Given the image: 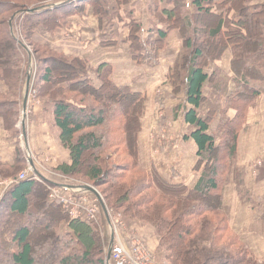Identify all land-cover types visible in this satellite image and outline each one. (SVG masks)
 <instances>
[{
	"label": "trees",
	"instance_id": "16d2710c",
	"mask_svg": "<svg viewBox=\"0 0 264 264\" xmlns=\"http://www.w3.org/2000/svg\"><path fill=\"white\" fill-rule=\"evenodd\" d=\"M132 1L0 0V120L15 147L13 162H0V180L26 165L17 125L23 91L35 67V97L52 107L60 145L70 155V163L57 167L60 174L84 175L97 189L108 186L101 192L106 206L122 211L126 219L152 225L169 264H264L231 229L223 210L226 188L244 185V173L237 166L240 138L250 110L264 95V0H155L151 17L161 27L147 37L141 23L133 18L127 22V43L140 66L158 64L171 32L181 38L167 84L171 95H182V101L165 120H176L182 112L191 128L186 139L196 144L195 169L201 173L192 190L141 163L144 94L117 85L110 64L93 66L34 39L40 27L51 35L71 34L73 19L83 17L89 6L110 27L114 18L131 17H123L121 7ZM41 51L48 56H40ZM229 51L231 77L224 78L220 71L206 73ZM46 87L51 89L48 95ZM211 97L215 102L209 107ZM90 153L93 161L85 164ZM118 155L122 161L108 168ZM42 180L29 176L0 199V213L6 210L0 224V264H37L34 251L42 239L54 264H108L98 223L71 218L61 204L50 201V183Z\"/></svg>",
	"mask_w": 264,
	"mask_h": 264
},
{
	"label": "crops",
	"instance_id": "0c3cea01",
	"mask_svg": "<svg viewBox=\"0 0 264 264\" xmlns=\"http://www.w3.org/2000/svg\"><path fill=\"white\" fill-rule=\"evenodd\" d=\"M154 3L155 0H133L121 7L122 16L125 17L128 13L131 17L122 21L120 17L114 18L110 27L107 19L101 20L89 6L83 17L73 19L71 34L59 31L55 35H50L46 31L51 37V42L46 44L52 46L55 51L87 60L93 66L110 64L113 67L112 80L117 85L131 86L135 91L144 94L147 97V114L144 122L146 131L143 129L139 137L140 161L148 169L157 168L166 180L184 183L192 190L198 184L201 173L195 169L198 162L196 144L193 139H186L191 133V128L184 122L182 112L176 120L171 117L165 120L170 110L181 103L180 98L171 95L172 88L167 84L169 70L181 51L179 33L176 31L170 33L167 46L160 51L156 66H140L133 60L127 43L129 36L127 22L132 18L141 23L146 37L149 34L154 35V29L161 27H156L157 22L151 17V10H155ZM109 43L113 45H105ZM227 54L231 55L229 67L222 68V76L224 72L227 77L225 75L223 77L226 79L233 75L232 53L229 51L225 55ZM206 73L210 76L214 74L208 70ZM205 94H210L208 84ZM261 98L256 107L250 110L247 128L240 138L238 166L245 174L244 186L239 188L231 184L226 188L223 210L230 217L231 229L239 235L256 259L264 261V107ZM37 110L39 116L32 125L37 143L40 139L48 137L44 123V127L40 129L38 122L44 112L47 113L50 132L54 131L55 135L59 136L53 110ZM4 133L7 134L4 123L0 120V162L12 163L15 147L13 149L9 142L5 145L7 141L3 139ZM54 159L57 166L70 163L69 152L64 150ZM136 227L138 233L145 235L154 248L159 246L153 226Z\"/></svg>",
	"mask_w": 264,
	"mask_h": 264
},
{
	"label": "rangeland",
	"instance_id": "374dc122",
	"mask_svg": "<svg viewBox=\"0 0 264 264\" xmlns=\"http://www.w3.org/2000/svg\"><path fill=\"white\" fill-rule=\"evenodd\" d=\"M38 33L34 35V39L35 41L40 44V45H47L46 43H48L49 41L51 42V37L48 35L50 34L48 32V34L46 33V30L40 28L38 29ZM51 35V34H50ZM205 39V37H204ZM201 43H203L204 41H200ZM52 47V46H51ZM58 47V46H56ZM62 47V46H61ZM60 48V47H58ZM56 48V49H58ZM65 48V47H64ZM40 56H48L45 52H40ZM230 59H231V55L227 54L225 56H223L221 58V60H219L218 62L215 63H211L206 70H208V72H210L212 74L216 73L217 71H220L222 73L223 69H227L229 67V63H230ZM35 65V63H34ZM54 65H56V63H54ZM223 68V69H222ZM226 76V74L223 72V76ZM30 76H31V83L29 86V100H28V105H27V110L24 113L23 112V103H24V98H25V92L27 89V82L23 91V100H22V112H21V119L17 125V128L21 131L20 136H19V145L21 147V149L23 150V152L26 155V165L25 167H23L22 170L18 171L17 173L13 174L11 177H6L0 180V199L4 196V194L6 193L7 189L9 187L3 186L1 185L2 183H4L7 180H13V181H18V177L20 176V174H22L23 172L29 171L31 170L32 172L29 173V176H36L35 178L39 181H42V176L47 179L49 181L50 184H46V186H49L51 184H55V185H67V186H73V187H78V188H84L85 186H91V183L88 181V179H86V177H84V175L82 176H75V177H66L62 174H60L56 169H57V165L55 162V156L58 155V153H61L62 151H64L65 149L62 148V146L60 145L59 142V136L56 134L55 132H50V125L48 120H47V113L44 112L43 116H41V118L38 120V122L40 123V129H42L44 126H46V134L48 135L47 139H40L39 143H37V138L34 137V132H33V128L34 126H32L35 121V118L37 116H39V111L37 109H41V110H52V107L49 106L48 104H46L44 101L37 99L35 97V91H36V80H37V71L35 69V67L32 68L31 72H30ZM227 77V76H226ZM1 90L5 91V84H1ZM49 88H45V93L48 95L49 92ZM45 94V95H46ZM208 95V94H207ZM182 95L178 96V98H181ZM209 96V95H208ZM177 97V96H174ZM212 100H210L211 102L208 104L209 107L214 106V99L213 97H211ZM263 99V103L262 106L264 107V95L262 96ZM182 101V100H181ZM261 101V102H262ZM260 102V103H261ZM215 105H217L215 103ZM261 107V108H263ZM207 108V107H206ZM41 113V112H40ZM146 112L144 115V118L142 120V123L144 125V122L146 120ZM44 123V126H43ZM49 126V127H48ZM29 127V129H28ZM145 125L143 126L144 131L145 130ZM24 130H25V135H24ZM143 131V130H142ZM4 141L5 145L9 142L10 146H12V148L14 149V142H12L9 139V134L4 133ZM44 142V143H42ZM11 149V147H10ZM12 149V150H13ZM14 151V150H13ZM115 152V149L113 150H108V151H104L102 153V157L106 156V155H110L112 153ZM93 154H87L85 157V164H90L93 161ZM122 161V156L118 155L115 156V158H113V160L110 162V164H108V168H112L115 164H118ZM237 166H238V162H237ZM239 167V166H238ZM240 169V168H239ZM241 170V169H240ZM242 171V170H241ZM36 173H39V175L41 176H37ZM244 173V172H243ZM28 176V177H29ZM245 177V174H244ZM244 183H245V179H244ZM244 186V185H242ZM96 188V187H94ZM108 188V186H103L100 189H97V191L99 192V194L101 195V198H103V194L101 193L103 190H106ZM91 196H94L93 193L90 192ZM104 200V198H103ZM105 202V201H104ZM106 205V203H105ZM108 212H111L110 216V220H111V224L109 221V218L106 214V212L104 211V209L100 208V221L98 222V229L100 230V233L102 235V237L105 239L106 244H107V248H106V252H107V263L108 264H112L110 262V260H108V255H109V251H110V244L112 241V231L113 229V224H112V218L116 217V215H120V218L122 219V221L124 222V228L121 230L123 236L129 237L130 235H137L139 237H142L146 243L149 245V247L152 249V251L154 252V264H169L166 259H165V254L163 252V250L161 248H159V246L156 248H154L151 243L150 240L145 237V235H141L138 233V227L136 226H141V227H148V226H152V225H148L145 224L143 222H139L137 220H132V219H126V217L124 216L122 211H117L115 209H109L106 206ZM6 214V210L2 211L0 213V224H1V219L4 217V215ZM109 224H108V222ZM137 229V230H136ZM67 230L63 229L62 230V234L66 235ZM47 242L46 239H42V242L40 243L41 247H39L37 250L34 251V255L35 258L37 260V264H54L55 263V258L51 257L49 254H47L46 250L47 247L46 245H44ZM39 245V244H38ZM152 247H151V246ZM52 247V245H51ZM50 247V248H51ZM49 248V247H48ZM2 259H4L3 257H0ZM260 262H264L262 260H259Z\"/></svg>",
	"mask_w": 264,
	"mask_h": 264
},
{
	"label": "built area",
	"instance_id": "2783aa9c",
	"mask_svg": "<svg viewBox=\"0 0 264 264\" xmlns=\"http://www.w3.org/2000/svg\"><path fill=\"white\" fill-rule=\"evenodd\" d=\"M29 171L20 174L18 181L7 180L1 185L11 187L26 179ZM49 192L50 201L61 204L71 218H84L89 222L98 223L102 204L96 195L91 196L90 192L84 188L55 184L49 186ZM105 212L111 224V212L108 210ZM112 219L114 230L112 231L113 244L110 262L112 264H154V252L146 241L135 234L125 238L121 232L124 222L120 215Z\"/></svg>",
	"mask_w": 264,
	"mask_h": 264
},
{
	"label": "water",
	"instance_id": "95a60500",
	"mask_svg": "<svg viewBox=\"0 0 264 264\" xmlns=\"http://www.w3.org/2000/svg\"><path fill=\"white\" fill-rule=\"evenodd\" d=\"M28 12H34V9L29 10ZM30 83H31V76L29 75V77L27 79V89H26V92H25V98H24V103H23V112L24 113L27 110V105H28V100H29V86H30ZM24 134H25V130H24ZM84 189L89 191V192H91V193H93L94 195H96L100 199V202H101L104 210L107 211L105 202H104L103 198H101V195L99 194V192L97 191L96 188L91 187V186H85ZM112 244H113V238H112V241H111V244H110V251H109V255H108V260H111V246H112Z\"/></svg>",
	"mask_w": 264,
	"mask_h": 264
}]
</instances>
